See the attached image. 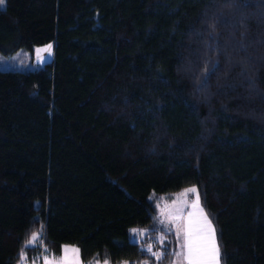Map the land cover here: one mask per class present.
I'll list each match as a JSON object with an SVG mask.
<instances>
[{
	"label": "trees",
	"instance_id": "obj_1",
	"mask_svg": "<svg viewBox=\"0 0 264 264\" xmlns=\"http://www.w3.org/2000/svg\"><path fill=\"white\" fill-rule=\"evenodd\" d=\"M47 42L0 70V264H169L157 207L192 186L221 264H264V0H6L0 54Z\"/></svg>",
	"mask_w": 264,
	"mask_h": 264
},
{
	"label": "snow or ice",
	"instance_id": "obj_2",
	"mask_svg": "<svg viewBox=\"0 0 264 264\" xmlns=\"http://www.w3.org/2000/svg\"><path fill=\"white\" fill-rule=\"evenodd\" d=\"M5 5L6 0H0V9H3ZM34 51L37 56V64H42L51 57L53 44L49 43L45 46L37 47ZM15 59V57L8 58L11 61ZM0 63H5V58L2 56H0ZM21 64L23 65V61ZM189 194H192V199L190 200L188 198ZM186 207L190 208L191 211H188L185 216ZM165 213L167 221L175 227L177 236L179 237L181 233L183 235V242L180 245L181 251L175 253L177 257L181 258V264H221V250L217 240V232L212 219L209 218L201 205L197 187L192 186L184 189L170 205H166L165 209L161 210L162 215ZM159 223L163 226V231H172V228L165 224V220L161 219ZM146 231L144 229H130V232L133 234V241L138 242L142 240ZM41 235L42 233H33L31 238L26 242L25 248L35 246L36 241L41 238ZM165 239L164 235L157 237L161 246H163ZM153 249L154 244L149 242L143 248V251L159 261L163 257L164 252L154 251ZM44 251L46 252L47 249H44ZM26 259L22 250L20 253V264H24ZM44 264H79V249L64 246L62 257L59 259L45 257ZM105 264H107V261ZM144 264H148V261H145Z\"/></svg>",
	"mask_w": 264,
	"mask_h": 264
},
{
	"label": "rangeland",
	"instance_id": "obj_3",
	"mask_svg": "<svg viewBox=\"0 0 264 264\" xmlns=\"http://www.w3.org/2000/svg\"><path fill=\"white\" fill-rule=\"evenodd\" d=\"M49 43H52V42H47V43L42 44V45H35L31 49H23V48H20V49L16 50L15 52H12L9 55H1L0 54V56H2V57L5 58V63H0V70L29 71V70H34V69H37V68L41 67L43 64L48 63V62L51 61L52 55H51L50 58H48L46 60V62H44L42 64H37V56H36V53H35L34 49L37 48V47L45 46V45H47ZM18 53H19V55H17ZM9 57H15L16 59L14 61H11V60H8ZM22 61H23V65L21 64ZM188 198H189V200L192 199V194H189V197ZM171 202H168V203L167 202H165V203L164 202H161L158 205V207H157L156 217H157V219L159 221L161 219L165 220V224H167L169 227L172 228V231L171 232L173 233V238H175L174 242L176 243V250H175V253H176V252L181 251L180 245L183 242V235L181 233V235L178 237L177 236V233H176L175 227L169 221H167V219H166V213L164 215L161 214V210L162 209H165L166 205H170ZM189 210H191V209L188 208V210H185V212H188ZM162 227L163 226L160 224L159 225V230H162ZM159 230H157V234H156L157 237H159L160 235H162V232L159 231ZM64 246L75 247L73 245H62L61 246V252H60V254H58V255H51V254L43 253V254L39 255L38 257H36V259L32 260L31 262L24 261V264H44L45 257H47L49 259H52V258L59 259L63 255V248H64ZM106 261H107V264H110L108 262V260L107 259H104V258L102 260H94V261H91L89 263H83L80 260V258H79V264H105ZM169 263L170 264H181V258L180 257H177L174 254L173 259ZM16 264H20V261H19V263L17 262ZM120 264H125V263L122 262Z\"/></svg>",
	"mask_w": 264,
	"mask_h": 264
},
{
	"label": "built area",
	"instance_id": "obj_4",
	"mask_svg": "<svg viewBox=\"0 0 264 264\" xmlns=\"http://www.w3.org/2000/svg\"><path fill=\"white\" fill-rule=\"evenodd\" d=\"M132 236H133V234H132ZM131 241L133 243H135L141 251H143V248H145L149 242H152L154 244V247H155V240L153 238H151V237L146 239V237L144 236L143 239L140 240V241H138V242H134L133 239H132V237H131ZM143 252H145V251H143ZM145 253L149 257H151L150 254H148L147 252H145Z\"/></svg>",
	"mask_w": 264,
	"mask_h": 264
},
{
	"label": "crops",
	"instance_id": "obj_5",
	"mask_svg": "<svg viewBox=\"0 0 264 264\" xmlns=\"http://www.w3.org/2000/svg\"><path fill=\"white\" fill-rule=\"evenodd\" d=\"M177 197H178V196H177ZM177 197H176V198H177ZM186 210H188V207L186 208ZM189 211H191V210H189ZM184 215L186 216V215H187V212H185ZM169 264H170V263H169Z\"/></svg>",
	"mask_w": 264,
	"mask_h": 264
}]
</instances>
